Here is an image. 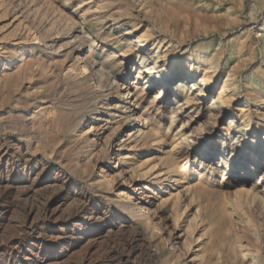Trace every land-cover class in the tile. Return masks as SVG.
I'll return each instance as SVG.
<instances>
[{"label":"bare ground","instance_id":"6f19581e","mask_svg":"<svg viewBox=\"0 0 264 264\" xmlns=\"http://www.w3.org/2000/svg\"><path fill=\"white\" fill-rule=\"evenodd\" d=\"M5 1L6 0H0V18H3L4 20L7 19L9 21L8 26L12 30L8 34L9 35L8 38L10 37L9 40L11 41V44L14 47L13 50L17 52L18 51L23 52L27 49V47H33L34 45L39 44V42L42 41V38L41 36H39L38 33L33 31L35 29L32 30L25 23V21H27L26 20L27 17L25 16L24 11L22 10L23 8H21V5L18 3V1L20 0H17V3L19 5H16L14 7L8 6L10 3L7 5ZM59 1L60 2L63 1V4L65 5L73 4V6L76 8V12H77L76 14L79 16V18L80 19L83 18L84 20H86L88 24H91L94 27H98V29H102L110 24L109 27H111L112 30L114 31V33H112L113 38H115L114 43H116L117 47H119L121 51L120 55L123 56L124 59L129 58L131 60L134 61L136 60L140 62V66L136 68L137 75L136 78L132 81L133 83L130 84L129 86L124 85L125 92L123 96L124 97L123 101L125 103L124 104L125 110L118 115V117H120L119 122L122 123L121 124L122 127L126 125V121L129 117H134L133 118L134 124L125 134L124 138L120 141L119 146L117 148V152L115 153L116 167L117 165H119V169L122 167L119 173H121L125 169L127 172L131 173V176L133 177L132 184H130L131 185L130 189H128V191L120 190V192L117 193H119L120 196L125 197L129 201V204L126 205L125 208L134 216H136L138 220H135L132 218L133 216L129 217L128 215H127L128 217L127 216L125 217L124 215H123L124 217H121L120 211L117 210L119 206H116V208L111 207L108 203L103 202L104 199L102 200L101 199L102 197L100 199H97L96 198L97 196L93 195L96 190L94 191L93 189L94 193L92 191L93 193L92 194L90 191L91 189L89 190L90 186L83 187L80 193L71 194L69 199L72 198L71 200H74V203L71 202L72 203L71 207L68 204L69 208L66 207L67 210L65 209V211L62 212V214H60L61 216L57 215V212L55 211L57 209L54 210V205L56 204L57 200H59L61 193H63L65 188L71 183V179L69 178V176H67L66 173L63 172L62 170V173L58 175L56 180H54L52 183V186L54 184L58 185L59 191L58 192L56 191L57 193H54L56 188L53 189V192L48 191L45 193V191L43 190L44 193H42L39 191L42 194L40 196H38L40 193L37 196L33 195L36 198L35 197L34 199L30 198V201L28 202L27 206L25 208L23 207L25 209L24 213L19 214L18 216L16 215L17 216L16 218L14 217L15 219L11 223V228L9 232L7 231L8 228H6V226L8 227V225H6L5 223L6 226L5 225L4 226L7 230L5 228L4 229L5 232L6 231L7 232L6 234L5 233L4 234H5V241L7 244V250L16 253L13 255L11 254V252L10 254H7L9 252L6 251L7 252L6 253L5 250L0 249V260L1 259L5 260L7 262L6 264H23V262H25L27 259L26 257H24V255L20 256L18 253L22 252L24 248L28 245L33 246V248L39 246L49 250L51 246V242H48V240L50 241L54 239L57 240V238L60 237V235H56V231L59 230V226L61 225L64 226L66 230L75 227L86 228L88 225L97 222L101 219L104 221H109L114 223L116 222V224H119L120 222H118L117 220L119 218H122L123 222L121 223V225L119 224L121 226L119 227V229L122 228L123 235L121 234L122 236L117 235V237L114 236L110 237L111 236L110 234L109 238L107 237V239H105V243L103 242L104 247H101L103 248L102 253H100L101 264H168V262L165 263L161 259L163 257V253L162 250L159 248L160 245L158 246L155 240L154 231L152 230L154 228L156 231L157 229H159V227H161L158 226L157 225L158 222L156 223V221H154V219L152 220L151 217V212L153 209H151L150 206L156 205L160 209L164 210V212L168 215L171 222H173L174 227L172 231L174 230V234H172L171 232L169 234L172 235L177 241L176 243L179 245L181 254L182 253H185L186 255L188 254V257L186 256L187 258H185L186 260H189L188 264H264V261L262 260L263 258L262 246L257 244L255 238L253 239L251 237V234L247 232V226L249 225V222L247 225L246 224L247 222L245 223V221L244 223H242L241 220L235 221L237 223H240L238 224V227L240 226L242 228L241 230L243 233L238 234L239 232H237L234 237V241L229 243L228 245H225V247H223V245L218 246V242L216 240L217 231L220 230L219 228L229 229L232 226H234L233 220H231L230 217L232 212L225 210V208L222 206L221 195L223 193L224 194L226 193V195L227 192L235 194V196L233 195L235 197L234 201L232 198V201L234 202L233 208L236 207L238 210H240L239 208H241L242 206L241 201H243L244 196L245 197L253 196L254 198L259 199V201L264 205V175H260L259 180L258 181L256 180V182L250 186L247 181L249 179L248 176L251 174L252 171L257 172L256 170H260L262 167H264L263 166L264 165V95L260 93L259 89H257L256 87L249 88L250 83L247 81V78H245L243 81L239 80V77L243 72L242 70L244 68L242 69L240 66L239 67L236 66L233 68L225 67L224 69L223 65L226 66L227 64L224 63V60L227 59V57L225 56L226 48L224 47V42H222V39L224 37L220 35V38L218 39L221 40V42L217 43L214 47H212V45L214 44V41H216L215 39L213 41H209L208 43H202L196 47L190 48L188 45V42L190 40L194 38L196 39V37H200V36H208L209 32L201 31L198 34L194 33L196 34L194 36H190L189 34H186L182 28L183 21H168V20L144 21L147 18H152L153 20L159 19L160 14L155 13L152 8L154 5L167 6L168 8H172L174 12L179 11V9L183 7L180 6L178 3L173 2L172 0H139V2L134 3L133 6H129L126 8L124 7L125 9H118V10H114V7L116 6L114 2L124 1V0H59ZM262 1L264 2V0ZM227 11L231 15L234 14L231 8H228ZM191 12H193V10ZM46 14L48 13L46 12ZM41 16L44 17L43 15ZM188 16H190V14ZM65 17L66 19L69 20H75V17L69 13L66 14ZM124 17L129 18L131 21H120L124 19ZM140 17L143 18L144 20L136 21V18H140ZM241 19L242 18H240V20ZM234 20L235 21L228 22V26L230 25V23L238 24V25H241L243 23V21L240 20L238 21V17L236 16L234 17ZM5 38H7V36L4 38L0 37V51L1 49L3 50L7 48L4 47V43H3V39ZM252 44H253V40L251 39L250 34L247 33L245 38L240 41V45H239L240 47L238 48V52L239 53L243 52L241 50L245 47V45L252 46ZM38 56L41 55L38 54ZM31 57L32 56L28 55L27 52H24L22 53L21 57L18 60L16 61L13 60L14 62L10 60L11 62L8 63L6 62L2 65L0 64V83L6 77H9L10 79L12 78L13 80L14 78L15 79L22 78L25 80L29 79L28 81H30L31 77L34 76V74L33 76H31L32 73L34 72V69L37 70L36 69L37 62H35V59L33 58L34 56L32 58ZM81 65L83 66V64ZM82 69L83 70L81 71V75L83 74L84 77L86 74L90 73L88 65H84ZM72 71H76V70H72ZM91 71L93 70L91 69ZM36 75L34 77H36ZM180 77L184 79V82L188 80H190V82L192 81V84L190 85L191 89L195 88V90L197 89L199 90L198 93L191 94L190 91L188 90L189 85L187 88L184 86V82L180 84L182 88L179 93V96L183 98L182 105L185 108L193 107L196 108V110L197 109H199V111L202 110V112L204 110H208L210 113L214 114V117L217 120L220 119L221 116L226 114L228 109L234 108L235 118L232 121H230L229 127L230 130L233 131L232 126L235 125L233 121L236 120L237 126L240 127V129L242 130V131L240 130L241 133L240 138H239L240 134L236 138L239 139L240 143L242 144L250 143L248 156L241 155L240 157L242 158L239 157L237 158V156L239 155V151H237L232 145L230 146V148H228L229 161H227V163L223 162L224 165H227V168L219 169V167L221 166L220 163L218 165L217 164L214 165L212 162H210L213 160V154L215 152L208 154L207 153L208 150H206L205 144L202 143L203 151L199 155L193 154L194 153L193 151L191 152V149L193 150V148L201 141V135L193 134L194 139L190 141L189 138L191 134L189 133L190 134L189 135L187 134L188 131L186 132V130L189 129L190 125L188 126L187 124H185L178 128L179 116L177 117V111H174V108H167V106L163 103V100L166 99L167 97V93L165 89L167 87L169 88L172 85V83L175 82ZM36 79L38 78L36 77ZM143 79H147V82L145 86L143 85L144 89L139 90L137 88L138 86L135 83ZM10 82L11 84H9V86L12 87L13 86L12 80H10ZM15 82H17V86H18V81L15 80ZM20 82L21 81H19V83ZM243 82L246 83L245 89L242 88ZM7 85L5 84V86L4 85L3 86L8 87ZM51 85L53 86V84ZM157 85H160L158 89V93L154 94L152 99L149 100L150 102L146 104L145 97L147 95L146 92L147 89L149 87H156ZM211 89L216 90L217 96L215 101L209 105L206 102V97L207 94L211 92ZM15 92L18 91L16 90ZM10 95L8 97H10ZM16 98H18V96ZM10 99L12 98H9V100ZM9 103L10 102H8V105ZM17 105L19 104L17 103ZM108 106L109 104L107 105V107ZM50 110L51 109L47 111L49 112ZM35 113H33V115H35ZM59 114L61 115L62 113ZM63 116L58 115L56 116L57 118H54L55 120H52V122L60 129L63 128L64 126L63 121H65L66 116L65 115ZM47 118H49L48 115ZM50 120L51 119H49V121ZM52 122L50 121L49 125ZM181 123L184 124L183 121ZM41 124L45 126L43 123ZM100 124L95 120H91L90 124L89 125L87 124L88 128L86 130V133H91L92 131L94 132L104 128V125L102 127V125ZM33 126L35 127V125ZM49 130H51L50 127ZM32 134L35 133L33 132ZM50 135L48 132V137ZM53 138H52V142H53ZM24 140L25 139H23V141ZM19 142L16 144H12L0 140V161L5 158L7 159L6 161L9 163H11L10 160L12 159L18 160L12 162V164L6 169L7 172L14 173L16 171H21L20 163H22L24 168L26 167L29 172L31 173L36 172V174L43 177L46 174V168L49 167L48 157L44 156V154H47L45 152H47L48 149L47 151L44 150L45 152L43 155L41 154L42 156L36 158L35 155L38 154V152L43 151L41 150L42 144L40 142L33 143L32 149L30 145L28 144L25 145V143L24 145H22ZM59 152L60 150H58V153ZM155 159H159L160 161L155 163L154 162ZM234 162H238V166L240 165L244 167L243 173H240V177L242 178L234 179V177H230V176L228 177V174L231 172L230 169L231 166L232 167L235 166ZM57 164L59 165L58 162ZM191 166L199 167L198 171L197 170H196L197 172L195 171L196 174L198 175L196 179L187 176V172ZM82 167L85 168L84 166ZM180 169H184V172L179 173L178 171H180ZM102 171L104 170L102 169ZM2 172L4 171H2L0 168V175L2 174ZM114 174L110 175L109 172L107 173L106 171L105 174L102 176V179L99 180V183L101 184V182L103 181H107V182L112 181ZM184 175L186 177H184ZM217 175L219 178L218 180L215 179ZM190 181H192V183H190ZM96 185L100 186L98 184ZM17 186L7 181L6 178L0 176V217H3L6 213L9 212L8 204L9 203L11 204L10 201L13 202V200H11L13 195L16 199L15 196L16 191L14 192V189L15 187L16 189H18ZM38 186H39L38 182L36 183L31 182V184L25 190L20 191V193L17 192V197L25 198L26 196L34 193ZM82 186L84 185L82 184ZM37 190H41V188H37ZM105 197L107 198L106 194ZM196 197H198V199ZM211 202H214L216 205L210 207L209 204ZM247 202L249 201H246V203ZM16 210L14 209V212ZM244 211L245 210H243V212ZM235 214L238 215L237 213ZM207 218L211 221L210 225L215 226L216 233L215 231L207 232L208 230L207 231L204 230L203 227L204 224L206 223ZM170 230H171V225H170ZM115 233L117 234V232ZM2 235L1 237H4ZM63 242L64 241H59L57 243L61 244ZM158 242L160 244L161 241ZM33 248L32 250H34ZM170 249L171 251H173L174 249H176V245L171 244ZM40 256L41 254L37 253L36 258L34 259L33 262L34 263L35 261L37 262V258ZM83 261L87 262V264H96L94 263V260L92 261L90 256L88 255H85L83 257ZM169 264H179V261L177 263H173V259H172L171 263Z\"/></svg>","mask_w":264,"mask_h":264},{"label":"rangeland","instance_id":"374dc122","mask_svg":"<svg viewBox=\"0 0 264 264\" xmlns=\"http://www.w3.org/2000/svg\"><path fill=\"white\" fill-rule=\"evenodd\" d=\"M45 1L46 0H20L18 1V3L21 5V8H23L22 10L24 11L25 16L27 17L26 19L27 21H25V23L32 30L35 29L33 31L38 33L39 36H41L42 38V41H40L41 43L39 42L40 45L36 44L33 47H27V49L23 52L21 51L17 52L13 50L14 47L11 44V41L9 40L10 37L8 38L9 36L8 34L12 30L8 26L9 21L7 19L4 20L3 18H0L1 19L0 20V29H1L0 37L4 38L7 36V38L3 39L4 47H7V48L3 50L1 49L0 51V64L2 65L6 62L8 63L13 60L16 61L21 57L22 53L27 52L28 55H31L32 57L34 56L33 58L35 59V62H37L36 63L37 70L34 69V72L32 73L31 76H33V74L34 76L37 74L36 77L38 78L36 79V77L33 76L34 78L31 77L30 79L31 82H30L28 81L29 79L25 80L21 78L22 79L21 80V79L14 78L13 80L12 78L10 79L9 77H6L0 83V96H1L0 97V102H1L0 103L1 105L0 106V140L3 142L4 141L9 142L12 144H16L20 141L19 143H21L22 145H24V143L25 145L27 144L30 145L31 149H32L33 143L40 142L42 144L41 150L43 151L40 150L42 153L38 152V154H36L35 157L39 158L48 149V151L45 152L47 154H44V156L48 157V160H49V167L46 168V174L43 177L36 174V172L35 173L29 172L26 167L24 168L22 163H20L21 171H16L14 173H8L6 169L12 164V162L18 161V160L12 159L10 160L11 163H9L6 161L7 159L5 158L0 161V168L2 171H4L2 172L0 176H2L3 178H6L7 181L11 182L15 186L18 185L17 186L18 189L20 188L19 190L16 189V187L14 189V192L16 191L15 192L16 194L14 193L16 196V199L13 195L14 199L13 197L11 199L13 200V202L10 201L11 204L10 203L8 204L9 212L8 211L7 212L9 214L6 213L3 217H0V231H1L0 240L2 238V240L0 241V249L5 250V252L6 251L9 252V253L6 252L7 254H10L11 252L12 255L15 254L16 252L14 253L12 251H8L7 244L5 241V234L7 231L8 232L10 231L11 223L19 214L24 213V210H25L24 208L27 206L28 202L30 201V198L34 199L35 196L33 195L37 196L40 192L44 193V191L45 193L48 191L53 192V189L55 188L56 190L54 191V193H57L59 191L58 185L54 184L52 186V183L54 180H56L58 175L62 173V170L63 172L66 173L67 176H69V178L71 179V183L65 188L64 192L61 193L59 200H57L56 204L54 205V210L57 209L55 210L57 212V215L62 214V212L65 211L66 207L69 208V205L71 207L72 203H74V200H71L72 198L69 199L71 194L80 193L83 187L90 186L89 190L91 189L90 190L91 193L93 189L94 191L96 190L95 193L96 192L98 193V194L97 193L95 194L94 191H93L94 194L92 193L94 196H97L96 197L97 199H100L102 197L101 199L102 200L104 199L103 202L108 203L111 207L116 208V206H119L117 210L120 211L121 217H124V216L126 217L128 215L129 217L133 216L132 217L133 219L138 220L136 216H134L132 213H130L125 208V206L129 204V201L125 197H122L120 196L119 193H117V192H120V190L128 191V189H130L131 187L130 184H132L133 177L131 176V173L127 172L125 169L121 173H119L122 167L120 169H119V165H117L118 168L116 167L115 153L117 152V148L119 146L120 141L124 138L125 134L134 124V120H133L134 117H129L126 121V125L122 127L121 125L122 123L119 122L120 117H118V115L121 114V112L125 110L124 109L125 103L123 101L124 100L123 96L125 92L124 85L129 86L130 84L133 83L132 81L136 78V75H137L136 68L140 66V62L136 60L135 61L131 60L129 58L124 59V57L120 55L121 51H120V48L117 47L116 43H114L115 38H113L112 36V33H114V31L112 30L111 27H109L110 24L105 26L102 29H98V27H94L93 25L88 24L86 20H84L83 18H81L82 20L80 19L79 16L76 14L77 13L76 8L73 6V4L65 5L63 4V1L60 2L59 0H47L46 2ZM172 1L175 3H178L180 6H183V7L180 8L179 11L174 12L172 8H168L167 6L154 5L152 8L155 13L160 14L159 19L153 20L152 18H147L146 20H144L143 18L140 17V18H136V21H142V20L144 21H148V20L149 21H167V20L168 21H183L182 28L184 32L186 34H189L190 36H194L201 31L209 32L208 36H200V37H196V39L194 38L195 40L194 39L190 40L188 42V45L190 48L196 47L202 43H208L209 41H213L215 39L216 41H214V44L212 45V47H214L217 43L221 42V40H219L218 38H220V35H222L224 37L222 39V42H224V47L226 48L225 56L227 57V59L224 60V63L225 64L227 63L226 66L223 65L224 69L225 67L233 68L236 66L237 67L240 66L242 69L244 68L242 70L243 72L241 73L242 77L240 75L239 80L243 81L245 78H247V81L250 83L249 88L256 87L257 89H259L260 93L264 95L263 93L264 92V2L262 0H240V1L239 0H172ZM138 2L139 0L115 1L114 4L116 6L114 7V10L125 9L126 7L133 6L134 3H138ZM5 3L7 5L10 3L8 6H12V7L19 5L17 3V0H6ZM228 8H231V10L234 13L233 15H231L227 11ZM44 9H45V12H44ZM192 10L193 12H191ZM46 12L48 14H46ZM67 12L69 14H72L75 17V20L66 19L65 15L68 14ZM165 12L168 14H166ZM189 14L190 16H188ZM41 15H43L44 17H42ZM235 16L238 17V21L240 20V18H242L240 21H243L244 24L242 23L241 25H238V24L230 23V25L228 26V22L235 21L234 20ZM120 21H131V20L129 18L124 17V19ZM197 26H198V29H197ZM247 33L250 34L251 39L253 40V44L252 46L245 45V47L241 50L243 52L239 53L238 48L240 47L239 46L240 41L245 38ZM38 54L41 56H38ZM40 57L42 60L40 59ZM81 64H83V66L88 65L89 67L90 73L86 74L85 77L83 76V74L81 75V71L83 70L82 69L83 66ZM44 67L46 68V71ZM91 69L93 71H91ZM72 70H76V71H72ZM10 80H12V85H13V86L11 85L12 87L9 86V84H11ZM15 80L18 81V86ZM19 81L21 82L23 81V82L19 83ZM146 82H147V79H143V80L137 81V83L135 84L138 86L137 88L139 90H142L144 89ZM182 82H184V79L180 77L175 82H173L169 88L167 87L165 89L167 93V97L166 99L163 100V103L167 106V108H174V111H177V117L179 116L178 117L179 119L178 128L185 124H187L188 126L190 125L189 129L186 130V132L188 131L187 134L189 133L191 134L189 138L190 141L194 139L195 134L201 135V141L199 142V144H197L193 148V150L191 149V152L193 151L194 152L193 154L199 155L203 151L202 149L203 144H205L206 150H208L207 151L208 154L215 152L213 154V160L210 162H212L214 165L216 164L218 165L220 163L221 166L219 167V169L227 168V165H224L223 162L227 163V161H229L228 160V157H229L228 148H230V146L232 145L237 151H239V155L237 156V158L238 157L242 158L240 157L241 155L248 156L249 149H250L249 148L250 143L242 144L240 143L239 139L236 138L239 134H240L239 138L241 136V133H240L241 129L240 127L237 126L236 120L233 121L235 123V125L232 126L233 131H231L229 127L230 121H232L235 118L234 108L228 109L227 113L224 114L225 116L224 115L221 116L222 118L220 117V119L218 120L214 117V114L210 113L208 110H204L202 112V110L199 111V109L196 110V108H193V107L185 108L182 105L183 98L179 96V93L182 88L180 84ZM245 82H243V85H242L243 89L246 88ZM29 83L31 84V86ZM5 84L8 87H4ZM51 84H53V86ZM191 84H192V81L190 82V80L184 82L185 87L188 88V85H189L188 90L190 91L191 94L198 93L199 92L198 89L195 90V88H192V89L190 88ZM159 86L160 85H157L156 87H149L147 89L146 91L147 95L145 97L146 104L150 102L149 100L152 99L154 94L158 93ZM17 87L20 90H18ZM30 87L32 88V91ZM16 90L20 92L19 93L15 92ZM4 92H6L7 95ZM9 95L10 97H8ZM17 96L18 98H16ZM23 96H25L26 98ZM216 96H217L216 90L211 89V92H209L206 97L207 104L209 105L212 104L215 101ZM9 98H12L13 100L12 99L9 100ZM8 102H10L9 105H8ZM17 103L19 105H17ZM108 104L109 106L107 107ZM36 106H38L39 108ZM20 109H23V110H20ZM49 109H51L50 110L51 113L50 111L49 112L47 111ZM58 112L62 114L60 115ZM1 113L3 116L1 115ZM33 113H35V115H33ZM46 114L48 115L49 118H47ZM58 115L66 116L65 121H63L64 126L61 129L58 128L52 122V120H55L54 118H57L56 116ZM204 115L207 117H205ZM49 119H51L50 121L52 122L50 125H49L50 123ZM91 120H95L99 124L101 123L100 125H102V127L104 125V128L99 129L94 132L92 131L91 133H86V130ZM182 121L184 122V124L181 123ZM31 123L35 125V127ZM41 123H43L45 126H43ZM49 127L51 128V130H49ZM11 130H13L14 132ZM33 132L35 134H32ZM48 132H49V135L51 134L49 137H48ZM53 132H56L57 134ZM39 134L41 135V137ZM52 138H53V142H52ZM23 139L25 140L23 141ZM58 150H60L59 152L60 154L58 153ZM52 151H54L55 153ZM158 161L160 160L159 159L154 160L155 163H157ZM57 162L59 163V165L57 164ZM234 165L235 166L233 167L231 166L230 168L231 172L228 174V177L229 176L234 177V179L242 178L240 177V173H243L244 167L240 165L238 166V162H234ZM82 166H84L85 168H83ZM60 167L61 168L63 167V168L61 169ZM102 169L104 171H102ZM198 169H199L198 166H191L189 168L190 171L188 170L187 172V176H190L191 178L196 179L198 177V175L196 174ZM106 171L107 173L109 172L110 175H113L115 173L112 178V181H109V182L103 181L100 184L99 180L102 179V176L105 174ZM256 171L257 172L252 171L251 172L252 175L250 174L248 176L249 179L247 181H248L249 186L254 184L256 180L258 181L260 175H264V167ZM178 172L183 173L184 169H180V171ZM184 177L186 176L184 175ZM215 179L216 180L219 179L218 175ZM85 180L86 181L88 180V181L86 182ZM192 181H190V183H192ZM31 182L32 183L38 182L39 186L37 188H41V190H37L36 188L37 191L35 190L34 192L35 194L32 193L28 195L29 197L26 196L25 198H20V197L18 198L17 192L20 193V191L25 190L31 184ZM82 184L84 186H82ZM90 184L93 186H91ZM96 184L100 186H97ZM20 185L21 186L25 185V186L21 187ZM48 187H49V190H48ZM96 187L98 190L96 189ZM42 193H40L38 196H40ZM105 194L107 195V198L105 197ZM222 195H221L222 206L225 208V210L232 212L230 217H231V220H233L234 226H232L229 229L219 228L220 230L217 231V235H216L218 246L223 245V247H225V245H228L229 243L234 241V237L237 232H239L238 234L243 233L241 230L242 228L240 226L238 227V224L240 223H237L235 221L241 220L242 223H244L245 221V223L247 222L246 223L247 225L249 222V225L247 226V232L251 234V237L253 239L255 238V240L257 241V244L262 246V253H263L262 260L264 261V256H263L264 255V249H263L264 248V245H263L264 243V205L259 201V199L254 198L253 196H247V197L244 196L243 201H241L242 202L241 208L243 209L246 207L245 209H243L246 212L245 211L243 212L241 208H239L240 210H238L236 207L233 208L234 207L233 201L235 199L234 197L235 194L227 192V195L226 193L225 194L223 193ZM222 197L224 198V200ZM196 198L198 199V197ZM232 198H233V201H232ZM246 201H249V202L246 203ZM214 205H216L214 202H211L209 204L210 207H213ZM12 207H13V210H12ZM150 208L153 209L151 212L152 220L154 219L156 223L158 222L157 225L161 226L156 231L154 228L152 229L154 231L155 240L158 246L160 245L159 248L162 250V253H163V257L161 259L165 263L168 262V264L171 263L172 259H173V263H177L179 261V264H188L189 260L185 259L188 257V254L187 255L185 253L181 254L179 245L176 243L177 241L172 235L169 234L170 232L174 234V230L172 231L174 227L173 222H171V220L169 219L168 215L164 212V210L160 209L158 206L152 205L150 206ZM14 209L16 210L15 211L16 213L14 212ZM235 213H237L238 215H236ZM247 218L250 220H248ZM117 221L120 222L119 223L120 225L123 222L122 218H119ZM97 222H94L88 225L86 228L75 227V228H71L68 230H66L64 226L61 225L59 226V230L56 231V235H60V237L57 238L58 241L56 239L52 241L48 240V242H51V246L49 250L44 249V247L37 246L33 248V246L28 245L24 248L22 252H19L18 254L20 256L24 255V257H26L27 260L23 262V264H81L82 262H83L82 264H87V262L83 261V257L85 255L90 256L91 260L92 261L94 260V263L99 264L100 262L101 264V260H100L101 254L100 253H102L103 248L101 247H104L103 245L105 243V239H107V237L109 238L110 234H111L110 237H113V236L117 237V235L122 236L123 232H122V228L119 229V227L121 226L119 224H116V222L114 223V222L104 221L102 219ZM5 223L6 225H8V227L5 225ZM210 223L211 221L207 218L206 223L204 224V227H203L205 231L208 230L207 232L215 231V226L210 225ZM4 225L6 226V228H8V230L5 228ZM170 225H171V230H170ZM4 228L7 230L6 232ZM115 232H117V234ZM1 235L4 237H1ZM59 241H64V242L59 244L57 243ZM158 241H161L160 244ZM168 243L170 246L168 245ZM171 244L176 245V249H174L173 251H171L170 249ZM163 246H164V249H163ZM32 248L34 250H32ZM37 253L41 254V256L38 257L37 262L35 261L34 263L33 261L36 258ZM90 254L92 255V257ZM0 263L6 264L7 262L1 259Z\"/></svg>","mask_w":264,"mask_h":264}]
</instances>
